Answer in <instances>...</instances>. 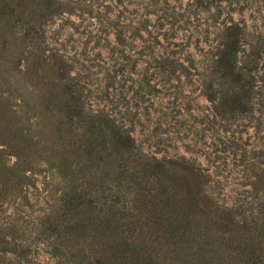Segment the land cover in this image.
I'll return each instance as SVG.
<instances>
[{
  "label": "rangeland",
  "instance_id": "obj_1",
  "mask_svg": "<svg viewBox=\"0 0 264 264\" xmlns=\"http://www.w3.org/2000/svg\"><path fill=\"white\" fill-rule=\"evenodd\" d=\"M57 3L60 11L43 17L31 2H19L23 16L0 20V156L2 151L30 178H22L20 193L0 202V250L8 245L20 253L0 251V264H79L76 246L63 248L65 257H54L52 245L58 243L46 234L74 169L61 171L69 132L64 113L51 102L52 97L68 101L67 86L77 89L86 110L126 129L146 156L188 166L208 199L240 212L251 225H263L264 0ZM232 24L244 33L239 58L245 61L257 50L260 58L257 110L248 121L227 124L205 97L191 60L201 71L198 62L215 52ZM49 54L63 60L61 82L43 62ZM160 63L182 64L181 73L160 74L155 69ZM66 154L70 166L80 162ZM29 160L35 165L23 163ZM95 178L86 180L93 184ZM77 180L75 186L84 187Z\"/></svg>",
  "mask_w": 264,
  "mask_h": 264
},
{
  "label": "trees",
  "instance_id": "obj_2",
  "mask_svg": "<svg viewBox=\"0 0 264 264\" xmlns=\"http://www.w3.org/2000/svg\"><path fill=\"white\" fill-rule=\"evenodd\" d=\"M23 1L34 4L43 17L55 15L62 6L57 0H14L0 4V20L23 16ZM243 34L238 26H228L220 46L198 62L201 71L191 60L205 97L227 124L248 121L257 110L253 97L260 50L240 59ZM45 57V66L61 82L62 58ZM158 65L160 74L181 73L182 64ZM65 93L68 101L52 97L51 102L64 113L69 132L63 145L71 152H62L61 171L74 169L60 212L47 221L46 234L58 243L52 245L54 257H65L63 248L76 246L79 264H264V224L251 225L240 212L217 206L198 186V174L191 168L146 156L126 129L102 113L86 110L76 88L67 86ZM66 153L80 162L70 166ZM14 166L1 151L0 202L22 191V178L30 180ZM87 175L96 177L93 184ZM78 178L84 187L75 186ZM91 185L96 187L95 198ZM0 251L20 254L8 245Z\"/></svg>",
  "mask_w": 264,
  "mask_h": 264
}]
</instances>
